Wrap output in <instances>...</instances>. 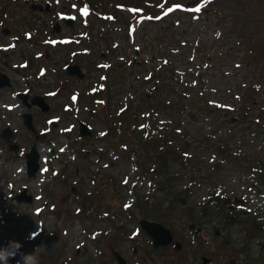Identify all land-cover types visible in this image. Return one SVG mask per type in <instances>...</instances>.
<instances>
[{
    "label": "rangeland",
    "instance_id": "obj_1",
    "mask_svg": "<svg viewBox=\"0 0 264 264\" xmlns=\"http://www.w3.org/2000/svg\"><path fill=\"white\" fill-rule=\"evenodd\" d=\"M166 1L0 0V44L14 35L22 43L0 61V76L10 82L0 88V110L17 107L0 112V246L18 242L37 264H63L69 258L71 264H111V249L126 260L133 254L130 233L157 211L164 214L158 216L164 217L161 225L183 248L150 252L155 263L203 264L202 257H212L215 264H264V193L257 196L256 183L248 182L253 180L248 161L264 134V123L251 125L264 118V0H212L200 12L177 10L160 22ZM90 5L95 11L88 14ZM61 14L75 16L78 23L60 24ZM56 23L63 28L59 33H53ZM26 33L41 46L28 42ZM73 34L90 35L86 42L92 54L77 58L83 82L61 70L71 59L69 47L51 48L39 40ZM26 60L29 69H13ZM103 64L106 69L99 70ZM42 66L50 67L47 76L36 79ZM28 88L29 104L60 91L44 100L50 108L43 113L13 98ZM75 95L76 107L66 113ZM102 98L106 105L96 107ZM26 114L35 133L24 125ZM51 118L61 122L51 124ZM82 123L91 131L83 139ZM143 124L151 129L142 130ZM44 129L47 136H40ZM61 130L68 132L61 135ZM145 132L155 140L144 139ZM156 145L166 154L158 156ZM33 148L44 158L45 151L54 150L57 177L53 167L30 177L21 151L30 154ZM18 168L26 172L18 176ZM260 175L257 179H264ZM156 187L161 188L154 192ZM211 197L218 204L204 209ZM190 225L199 230L197 248H192ZM255 226L260 230L254 235ZM107 227L113 234H102L97 245L81 244L85 231ZM29 234L33 238L26 240ZM138 238L149 241L145 233ZM99 246L104 254L95 258ZM145 248L152 249L149 243Z\"/></svg>",
    "mask_w": 264,
    "mask_h": 264
},
{
    "label": "flooded vegetation",
    "instance_id": "obj_2",
    "mask_svg": "<svg viewBox=\"0 0 264 264\" xmlns=\"http://www.w3.org/2000/svg\"><path fill=\"white\" fill-rule=\"evenodd\" d=\"M197 231H199V230H197ZM196 232L194 233L195 236H194L193 239L197 238L196 235H198L199 232L198 233H196ZM142 248H143L142 246L141 247H138V248H133L132 249L133 250V254L131 253L130 257H128L127 260H126V258H123L122 257V255H121L122 253L118 252L115 249H111L112 257H113V261H112L111 264H121V262L123 261V259L126 261L127 264H130V260L131 259H129V258H133V257L134 258H137V263L138 264H146L147 263V260H148L147 259L148 257L150 258V261L148 260L150 262V264H158V263H155L156 258H153L151 256V254H150V252L154 251L153 248L151 249V251L141 250ZM170 248L175 249L174 246H172ZM180 249H182V248H180ZM103 251H104V249H103ZM175 253H178V252L175 251ZM140 254H141L142 258L140 257ZM233 255L235 256L236 254L234 253ZM191 256H193V253H191ZM201 260H202V263L203 264H215L212 257H202ZM170 264H177V263L174 261V263H170ZM188 264H191V263H188Z\"/></svg>",
    "mask_w": 264,
    "mask_h": 264
},
{
    "label": "clouds",
    "instance_id": "obj_3",
    "mask_svg": "<svg viewBox=\"0 0 264 264\" xmlns=\"http://www.w3.org/2000/svg\"><path fill=\"white\" fill-rule=\"evenodd\" d=\"M32 238V234H29L25 239L31 240ZM20 248V244L15 241H9L8 245L0 247V262L2 264H8L9 259H16L18 256L17 264H37L33 254L22 253Z\"/></svg>",
    "mask_w": 264,
    "mask_h": 264
},
{
    "label": "water",
    "instance_id": "obj_4",
    "mask_svg": "<svg viewBox=\"0 0 264 264\" xmlns=\"http://www.w3.org/2000/svg\"><path fill=\"white\" fill-rule=\"evenodd\" d=\"M4 86L5 85H1V87H4ZM34 104L35 105H38L39 107H44L45 108L42 100L37 99L36 101H34ZM44 111H47V107L45 108ZM25 119H26V125L29 127V129L32 130V131H34L33 126H32V122H31V116H25ZM85 134H88V132L86 131ZM33 155H35V150H34V154ZM27 158H29L31 160V162L29 163V165H30L29 167L31 168L35 164V159H34V157H32L30 155ZM32 162H34V164H31ZM37 168L38 167L35 166L34 169L30 170V176L31 177H34L35 176V174H36V172L38 170ZM149 226H150L149 224H145L144 223V227H145V229L147 231H149ZM157 227H159V226H157ZM159 231H160V229H159ZM166 235H168V241H170L171 239H170L169 234L167 233ZM153 236L156 238L155 239V242H156L155 243V246L156 247H158L159 245H165L166 244L165 242H162L161 241L162 236L159 234L158 230H155V234L153 233Z\"/></svg>",
    "mask_w": 264,
    "mask_h": 264
},
{
    "label": "trees",
    "instance_id": "obj_5",
    "mask_svg": "<svg viewBox=\"0 0 264 264\" xmlns=\"http://www.w3.org/2000/svg\"><path fill=\"white\" fill-rule=\"evenodd\" d=\"M154 148L156 149V152H157L158 156H163V155L166 154V151L161 150L160 148H159L160 150H158V146L157 145ZM255 152L256 151H253V154L250 156V159H249L250 167H256L258 164L261 165L264 162V157H259V153L258 152L255 153ZM155 166H156L155 170L157 171L159 169V166L157 165V163H156Z\"/></svg>",
    "mask_w": 264,
    "mask_h": 264
},
{
    "label": "snow or ice",
    "instance_id": "obj_6",
    "mask_svg": "<svg viewBox=\"0 0 264 264\" xmlns=\"http://www.w3.org/2000/svg\"><path fill=\"white\" fill-rule=\"evenodd\" d=\"M211 2H212V0H205V3H211ZM201 7H203V6H201ZM192 11L200 12L201 11V8L198 7V8L193 9Z\"/></svg>",
    "mask_w": 264,
    "mask_h": 264
},
{
    "label": "bare ground",
    "instance_id": "obj_7",
    "mask_svg": "<svg viewBox=\"0 0 264 264\" xmlns=\"http://www.w3.org/2000/svg\"><path fill=\"white\" fill-rule=\"evenodd\" d=\"M40 158H41V161L43 162L44 160L43 154H41Z\"/></svg>",
    "mask_w": 264,
    "mask_h": 264
}]
</instances>
